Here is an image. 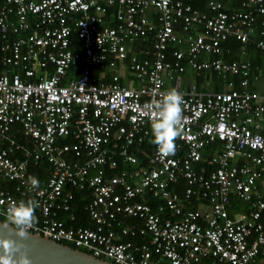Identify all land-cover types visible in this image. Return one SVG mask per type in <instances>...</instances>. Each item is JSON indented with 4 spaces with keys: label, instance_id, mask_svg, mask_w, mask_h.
<instances>
[{
    "label": "built area",
    "instance_id": "2783aa9c",
    "mask_svg": "<svg viewBox=\"0 0 264 264\" xmlns=\"http://www.w3.org/2000/svg\"><path fill=\"white\" fill-rule=\"evenodd\" d=\"M206 1L210 13L191 0H0V64L9 67L0 75L4 221L10 202L35 199L30 232L113 264H264V195L253 196L258 178L264 185V92L250 61L222 59L225 40L255 31L264 0ZM262 25L255 47L264 56ZM148 36L138 56L131 47ZM128 52L138 87L92 71L123 66ZM75 64L80 72L70 75ZM187 67L242 77L238 88L228 80L222 91L176 90L184 102L175 154L161 158L154 144L139 161L131 148L150 134L146 105L169 91L171 71ZM216 140L222 148L204 160L211 168H195ZM41 160L39 178L29 171ZM179 179L183 195L172 189ZM231 194L251 202L247 215L230 216ZM193 197L207 205L187 208Z\"/></svg>",
    "mask_w": 264,
    "mask_h": 264
},
{
    "label": "trees",
    "instance_id": "16d2710c",
    "mask_svg": "<svg viewBox=\"0 0 264 264\" xmlns=\"http://www.w3.org/2000/svg\"><path fill=\"white\" fill-rule=\"evenodd\" d=\"M224 2L227 3V0H224ZM192 4V6L194 8H198V9H202L203 11H206L208 13H210V10L207 6V1L206 0H191L190 2ZM233 4H237L236 2H233ZM227 9H230L229 7ZM256 24H255V33L249 34L247 40L245 42H241L240 40H237L235 37H229L227 40H225L222 43V47H223V54H222V59L224 61H250L251 64L253 65V67H257V69H261L263 70L264 68V56L260 55L255 47V43L257 41V39L260 37V31L263 28L262 25V20H264V15L261 14H256ZM71 38L73 40L74 45H76L77 47H79V38L77 36V33L75 31L72 32ZM153 37L152 36H148V39L145 40H136V42H138L137 44V48L140 52V55L142 53V49L147 48V46L151 45L153 43ZM132 49V47H131ZM137 50V51H138ZM139 55V56H140ZM130 57V53L128 52L127 55V60ZM168 59H171L170 54L168 53ZM9 69V67L7 66H3L0 64V75L5 73L7 70ZM107 69V68H106ZM105 67H100L98 66H94L92 68V71L94 72L95 75H98L99 72L106 70ZM79 70H80V66L79 64H75L71 67V69H69V74L71 75L72 73L78 75L79 74ZM205 74L209 75L207 77H210L211 82L216 84V88L214 89L215 91H222L224 90L223 88V84L228 81V80H232L234 82V87L238 88L239 87V81L241 79V75L239 74H226L225 77H223L221 74L217 73V72H206ZM111 78V77H110ZM120 80V79H119ZM202 81V80H201ZM121 83V82H120ZM205 83V82H204ZM199 88V87H198ZM209 88L206 87H200V90H208ZM12 135L14 136V138H16L19 141H22V136L21 133L19 131V126L15 125L12 128ZM154 139L153 135H152V131L150 130V134L149 136L139 145V146H132L131 150L134 153V155L137 157V159L139 161H146L149 157V155L151 154L152 150H153V146L154 144L151 143V141ZM217 143L212 144L213 142L209 143L207 145L208 151L203 150L202 152V161L199 162L198 164H195V168H199L201 165L207 167V169H210L211 167H209L206 163H205V158H207L209 155H211L212 152L211 150L215 149V148H219V143L220 141L216 140ZM212 144V145H211ZM220 148H222V145L220 143ZM130 150V151H131ZM118 160V167H122V165L120 164V158H117ZM243 163V159H238L236 161V164H242ZM38 164V165H37ZM47 163L44 160H41L40 162L36 163V164H32L31 165V169H30V174L37 176L39 178L44 177L46 170L44 169L46 167ZM105 170L107 171V174H113L114 172L117 171V169H111L108 166L104 167ZM176 184V185H175ZM186 187V182L183 181L182 179H179L176 183H174L172 185V189L174 191H176L179 195H183L184 194V190ZM83 195V193H82ZM80 196V195H79ZM194 198V202L192 204H186L185 206L187 208H191L194 209L196 208V204H197V198ZM80 200H78V195H77V201H76V208H77V215L80 216L77 223H75V225L77 226L78 224H80L81 217H82V204L79 203ZM155 202V201H153ZM249 203L251 204L250 201H245L242 199H239L237 196L235 197V195L231 194L230 195V206L231 207H242L244 209V212L246 214H248L249 210H250V206ZM229 209V208H228ZM262 218L261 220L264 222V214H262ZM1 220H5L3 217L0 216ZM69 245H71L70 243H68Z\"/></svg>",
    "mask_w": 264,
    "mask_h": 264
},
{
    "label": "clouds",
    "instance_id": "9594fccd",
    "mask_svg": "<svg viewBox=\"0 0 264 264\" xmlns=\"http://www.w3.org/2000/svg\"><path fill=\"white\" fill-rule=\"evenodd\" d=\"M183 102L182 95L172 89L146 105L150 113L151 131L154 137L151 143L157 146L161 158L174 155L176 152L175 140L183 132ZM28 182L31 189L39 188L36 177L29 176ZM38 207L39 202L35 199L9 203L4 215L6 225L12 231L9 237L0 238V264H32L26 251L25 241L29 238L30 229L36 221L35 209Z\"/></svg>",
    "mask_w": 264,
    "mask_h": 264
},
{
    "label": "crops",
    "instance_id": "0c3cea01",
    "mask_svg": "<svg viewBox=\"0 0 264 264\" xmlns=\"http://www.w3.org/2000/svg\"><path fill=\"white\" fill-rule=\"evenodd\" d=\"M252 33H255V31L252 32ZM252 33H250V34H252ZM137 44H138V42H135V44L133 45L132 49L139 56L140 52H139L138 48L136 47ZM123 64L124 65L121 66V64L119 63L115 68L105 67V69L106 68L107 69L104 70V71L99 72L98 75L101 78H103L104 81H110L111 75L114 74V73H117L120 76V78H119L120 82H121L120 84H122L124 86L138 87L139 86V82L137 81V78H136L135 74L132 71H130V69L128 67L129 58H128V60L125 59L123 61ZM79 66H80V64H79ZM80 69H81V66H80ZM260 71H262V70L261 69H257V67H256V73H258V75H259V77L257 79V82H256V88L259 91L264 92V76H262L260 74ZM79 72H80V70H79ZM206 72H214V71H211V70L197 71V70L189 68V67H187L185 69V71L181 72V73L173 70V71H171L169 73V75H172V78L169 77V76L166 77L164 88L166 90H169V91L172 90V89L183 90V91H195V90H197V91H215L214 89L217 86H216L215 83L211 82L210 77H207L209 75L205 74ZM219 74L222 75V73H219ZM74 75H76V74H74ZM225 76H223V77H225ZM223 85H224L223 86L224 90H226L227 87L225 86V83ZM200 87H206V88H209V89L208 90H200ZM214 143L216 144L217 141H214L212 144H214ZM220 149L221 148H220V143H219V148H215V149L211 150L212 152H209V153H212V154L209 155L207 158L211 157L215 152L219 151ZM204 150L208 151L207 146H206V148ZM207 158H205V159H207ZM238 159H241V158H238ZM232 162H235V160L232 161ZM243 162H244V160H243ZM208 166L211 167L210 165H208ZM262 182H263L262 178H258L256 180V187H255L254 193H253L254 197H256L258 194L264 195V185H263ZM197 200L198 201H197V204H196L197 206L196 207H198L199 204H202L204 206L207 205V202L205 200H200L198 198H197ZM193 202H194V198L192 199V202L190 204H192ZM249 206H250V203H249ZM228 208H229L228 212H229L230 216H232V217H236L237 218V217H239L242 214H246L242 207H231V206H229Z\"/></svg>",
    "mask_w": 264,
    "mask_h": 264
},
{
    "label": "water",
    "instance_id": "95a60500",
    "mask_svg": "<svg viewBox=\"0 0 264 264\" xmlns=\"http://www.w3.org/2000/svg\"><path fill=\"white\" fill-rule=\"evenodd\" d=\"M11 231L0 219V238L9 237ZM25 243L32 264H113L37 233L30 232Z\"/></svg>",
    "mask_w": 264,
    "mask_h": 264
},
{
    "label": "bare ground",
    "instance_id": "6f19581e",
    "mask_svg": "<svg viewBox=\"0 0 264 264\" xmlns=\"http://www.w3.org/2000/svg\"><path fill=\"white\" fill-rule=\"evenodd\" d=\"M176 185V184H175ZM236 197V196H235ZM246 201V200H245Z\"/></svg>",
    "mask_w": 264,
    "mask_h": 264
}]
</instances>
